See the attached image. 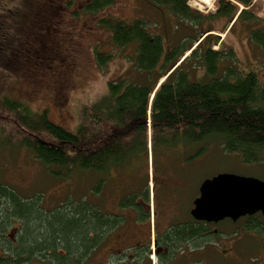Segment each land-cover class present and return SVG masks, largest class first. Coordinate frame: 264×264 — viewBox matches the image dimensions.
Masks as SVG:
<instances>
[{"label": "trees", "instance_id": "1", "mask_svg": "<svg viewBox=\"0 0 264 264\" xmlns=\"http://www.w3.org/2000/svg\"><path fill=\"white\" fill-rule=\"evenodd\" d=\"M148 1L165 7L180 22L196 26L203 19L188 6V0ZM251 2L216 0L215 11L208 17H224L230 23L238 14L234 24L246 21L249 40L264 52V20L246 9ZM112 3L113 0H91L84 12L96 14ZM240 7L243 9L239 12ZM98 24L109 30L111 44L118 50L134 46L133 64L137 71L147 74L157 68L163 55L162 39L150 35L143 21L111 19ZM208 32H200L187 45L168 52L156 81L149 87L131 83L125 76L109 82L101 100L82 107L81 122L74 131L55 125L46 109L34 112L26 103L2 96L0 147L30 151L47 168H57L59 171L53 173L59 177L76 170L105 174L135 161L141 153L148 159L149 133L152 150L157 143L170 148L215 138L224 152L239 155L244 164L264 163V84L254 72L237 73L233 51L225 49L222 42V47L213 49L211 38L216 41L219 37L205 35ZM187 51H191L189 56L176 65ZM95 57L100 67L109 59L97 52ZM191 59L193 64L186 69L185 64ZM197 70L208 77L205 83L199 82L204 80L202 76L194 77ZM129 193L121 196L119 206L131 209L138 219L147 217L139 199ZM147 197L148 192L141 199L147 201ZM39 200V196L20 198L0 181V264H27L33 260L85 264L120 220L87 200H66L52 208H44ZM260 217L225 222L233 235L243 230L264 234ZM211 227L212 224L196 222L191 217L171 223L161 237L162 244L168 246L160 264H169L175 254L183 255L185 251L194 254L192 259L197 264H203V254L197 250L208 245ZM215 233L226 235L218 230Z\"/></svg>", "mask_w": 264, "mask_h": 264}, {"label": "rangeland", "instance_id": "2", "mask_svg": "<svg viewBox=\"0 0 264 264\" xmlns=\"http://www.w3.org/2000/svg\"><path fill=\"white\" fill-rule=\"evenodd\" d=\"M215 1L208 6L188 0V6L203 17L194 26L190 22H180L165 7L148 0H113L112 5L96 14L84 12L90 0H0V98L6 96L25 102L34 112L45 108L55 125L74 131L81 122L82 107L101 100L109 82L125 76L131 83L149 87L156 81L168 52L187 45L200 32L208 31L206 35L220 36L217 42L211 38L212 48L224 46L233 51L237 73L254 72L264 84V52L249 40L248 24L244 20L234 24V20L230 25L227 18L208 17L215 11ZM42 3L48 4L53 12L38 15L35 6ZM246 9L264 20L261 0H252ZM111 19L126 23L141 20L150 35L161 37L163 55L155 70L147 74L137 71L133 64L134 46L118 50L111 44L109 30L98 24ZM56 44L62 46L59 48L62 56L55 58L58 60L55 65L60 68L55 71L60 74L48 73L47 77L30 79L34 75L29 73L31 70L39 73L52 70L46 66L53 52L50 48L54 49ZM95 52L109 57L103 67L98 65ZM190 53L187 52L186 57ZM227 63L232 64V61L227 60ZM192 64L193 59L188 60L185 68L190 69ZM41 67L43 69L38 70ZM200 76L204 80L199 82L208 80L197 70L194 77ZM189 77L193 81L192 76ZM148 137V159L141 153L135 161L105 174L76 170L67 177L56 176L53 172L59 171L57 168H47L26 149L2 146L0 181L9 185L20 198L39 196V204L44 208L55 207L66 200H87L103 213L118 216L119 222L85 264H131V258L126 257L130 252L116 255L121 245L136 240L134 234L145 237L149 231L152 248L153 235L171 223L189 220L192 202L198 197V188L204 179L233 174L264 182V163L244 164L239 155L224 152L215 138L205 141L207 144L202 141L170 148L157 143L152 150L150 133ZM126 192L139 199L137 202L145 213L151 215L153 207V213L157 214L149 221L134 224L133 211L118 204ZM147 192L145 201L141 198ZM259 221L264 226V217ZM212 226L208 245L197 250L203 254V264H264V234L243 230L233 235L231 226L223 221ZM215 230L226 232V235L214 233ZM109 252H115L110 262ZM193 255L187 251L183 255L177 253L170 264H197V260L191 263ZM160 260L154 255L151 264H160ZM27 264L49 263L33 260Z\"/></svg>", "mask_w": 264, "mask_h": 264}, {"label": "water", "instance_id": "3", "mask_svg": "<svg viewBox=\"0 0 264 264\" xmlns=\"http://www.w3.org/2000/svg\"><path fill=\"white\" fill-rule=\"evenodd\" d=\"M160 85L158 82L151 98ZM189 213L194 221L207 224L225 220L234 223L255 215L264 217V182L233 174H218L204 179Z\"/></svg>", "mask_w": 264, "mask_h": 264}, {"label": "flooded vegetation", "instance_id": "4", "mask_svg": "<svg viewBox=\"0 0 264 264\" xmlns=\"http://www.w3.org/2000/svg\"><path fill=\"white\" fill-rule=\"evenodd\" d=\"M35 7L37 9V14L40 15V16L43 13H47V14L50 13L51 14V12H53V10L51 9V7L48 4H45V3H42L41 6H39V7H37V6H35ZM58 37H60V35H58ZM60 47H62V46L56 44L54 46V49L53 48H50V50H52L53 52L51 54L52 56L49 57V59H48V61H49L48 64L49 65H47L46 68H49L50 67V69H52V70L49 69L50 71H47L46 73H39V71L31 70V71H29V73L30 74L31 73H34V75L31 76V77H29L30 79L34 80V79L39 78V77L44 78V77H47L45 74H48V73H50V74H54V73L60 74L59 71L58 72L55 71V70H59L60 69L59 67H57L55 65L56 62L58 61V60H55V58L56 57H59V56H62L61 53H60V51H59V48ZM41 69H43V68L41 67L38 70H41ZM26 75H28V73ZM44 110H45V108H44ZM143 205L145 207L147 206V204H143ZM133 213H134V218H135V221H136V223H134V224H137L140 221L141 222L149 221L150 218H151L150 215H149V213H147V212L145 214L147 216L146 220L144 218H141V219L139 218L138 219L136 213L135 212H133ZM155 214H157V213L155 212ZM165 215H167V214H165ZM165 215L164 216L161 215V218L162 217H165ZM153 216H152V218H153ZM168 226H166L165 228H163L162 231H160L159 233H156L155 236L153 235V238L151 239L152 240L151 241L152 242V248L150 246L151 245V243H150V232L148 231L147 232V236H145V237L143 235L142 236H140V235L138 236L137 234H134L133 236H135V238H137V239L136 240H133L132 242L129 241L130 243H127L128 241L124 242L121 245L119 252L116 253V255L119 254L121 256L122 255L124 256V254L126 255L127 252H130L131 254L128 253V255L126 257H130L131 258V260H132L131 264L133 262H139L140 264H151V262H152V260L154 258V255H156L157 257H159L161 259L164 253L167 254L166 247L168 245L167 246H164L162 244L161 237L163 235V231L166 230ZM215 232H216V230L214 231V233ZM114 253L115 252H109V262H110V260H112ZM151 254H153V256H151ZM174 256H173V258H174ZM171 260H173V259H171ZM193 262H195V260L192 259L191 263H193ZM127 264H129V263H127Z\"/></svg>", "mask_w": 264, "mask_h": 264}, {"label": "bare ground", "instance_id": "5", "mask_svg": "<svg viewBox=\"0 0 264 264\" xmlns=\"http://www.w3.org/2000/svg\"><path fill=\"white\" fill-rule=\"evenodd\" d=\"M195 1H198V2H200V3H202V4H205V5H210L211 6V2L213 1V0H195ZM194 5V4H193ZM189 52V51H188ZM164 79H162L161 81H160V83L163 81Z\"/></svg>", "mask_w": 264, "mask_h": 264}]
</instances>
